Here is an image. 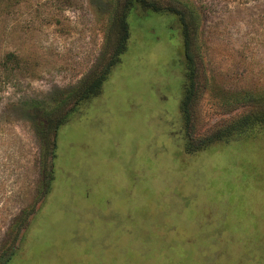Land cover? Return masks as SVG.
Wrapping results in <instances>:
<instances>
[{
    "label": "rangeland",
    "instance_id": "rangeland-1",
    "mask_svg": "<svg viewBox=\"0 0 264 264\" xmlns=\"http://www.w3.org/2000/svg\"><path fill=\"white\" fill-rule=\"evenodd\" d=\"M126 1L0 0V263L264 264V0H145L81 102Z\"/></svg>",
    "mask_w": 264,
    "mask_h": 264
},
{
    "label": "trees",
    "instance_id": "trees-1",
    "mask_svg": "<svg viewBox=\"0 0 264 264\" xmlns=\"http://www.w3.org/2000/svg\"><path fill=\"white\" fill-rule=\"evenodd\" d=\"M144 2H146V1L145 0H127L126 1V5L122 10L121 16L117 17L115 19V23H114V28L117 31V39H118V41H117L118 42V49H117L116 54L114 55V59H113L111 65L107 69H105V71H102V73H99L98 76H96L93 79L94 83H92V85H91L92 81L90 82L89 79L87 81L85 80L82 83V85L80 86V88L77 92V95H75L76 93L74 94L75 95L74 97L75 98L77 97L76 98L77 100H80L81 102L83 100H87L88 98L96 95L98 90L101 89L103 83L106 81L108 75L110 74L112 67L117 63L120 55H122L127 49V43H128L129 38H130L129 24L127 21L128 14L132 9H137L138 7H140V4H142ZM146 5L148 8H153L155 11H158V8H155L154 5H150L148 3ZM172 12L178 16L180 24H181V28H182V32H183V36H184L185 56H186V59H187L188 65H189L190 75L188 78L190 80V83L188 85V88H186V91L184 94V98H183V102H182L183 103L182 110H183V114L186 117V119H190L193 102L195 101V99L197 97V90H198V88L196 86V82H197L196 76L198 75V69L196 68V53L194 51V43L195 42H193L194 41L193 40L194 39V33L193 32L195 29H194V23L192 21V18L196 20V16H195L194 12L191 11V9H188V7L187 8L185 7V10L183 8L182 9H174ZM257 102H261L260 108L264 111V99L257 100ZM64 103H66V102L64 101L63 104ZM57 110L58 109H55L51 115H54L57 112ZM245 121H246L245 126L243 124L239 129H235L233 131L238 133L243 128L247 132L248 130L256 129L257 128L256 126H259V124H256L255 122L250 121L249 119H247ZM260 123L262 125V126L260 125V127L264 128V119H263V121H260ZM233 131L231 132V130H229L227 134H230V133L233 134ZM220 140H223V137ZM13 257H14V252H11L10 254L6 255L5 258H3V260L0 264H9Z\"/></svg>",
    "mask_w": 264,
    "mask_h": 264
}]
</instances>
